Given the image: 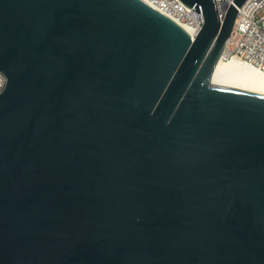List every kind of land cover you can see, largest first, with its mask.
<instances>
[{"label":"water","instance_id":"obj_1","mask_svg":"<svg viewBox=\"0 0 264 264\" xmlns=\"http://www.w3.org/2000/svg\"><path fill=\"white\" fill-rule=\"evenodd\" d=\"M143 0H0V264H264V95L212 84Z\"/></svg>","mask_w":264,"mask_h":264},{"label":"built area","instance_id":"obj_2","mask_svg":"<svg viewBox=\"0 0 264 264\" xmlns=\"http://www.w3.org/2000/svg\"><path fill=\"white\" fill-rule=\"evenodd\" d=\"M181 25L194 40L201 32L205 19L180 0H143ZM234 0H215L219 19L224 20ZM240 60L264 73V0H247L238 8L232 37L221 59ZM6 76L0 72V94L5 90Z\"/></svg>","mask_w":264,"mask_h":264},{"label":"bare ground","instance_id":"obj_3","mask_svg":"<svg viewBox=\"0 0 264 264\" xmlns=\"http://www.w3.org/2000/svg\"><path fill=\"white\" fill-rule=\"evenodd\" d=\"M212 84L264 95V73L235 58L229 61L220 58L212 76Z\"/></svg>","mask_w":264,"mask_h":264}]
</instances>
